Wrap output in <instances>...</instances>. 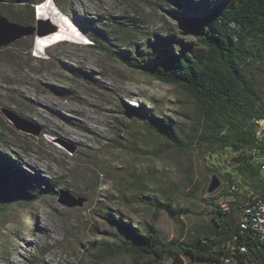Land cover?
<instances>
[{"label":"rangeland","instance_id":"374dc122","mask_svg":"<svg viewBox=\"0 0 264 264\" xmlns=\"http://www.w3.org/2000/svg\"><path fill=\"white\" fill-rule=\"evenodd\" d=\"M55 3L88 42L59 41L38 56L33 33L0 47V158L48 180L54 189L36 201L0 209V264L129 262L126 253H102L120 243L108 213L143 230L153 223L164 239H186L196 225L210 223L215 201L225 202L208 197L223 187L225 179L218 169L224 170L230 154L198 143L180 150L148 128L139 111L171 118L183 137L201 133L203 120L194 100L181 88L131 68L93 41L100 29L111 45L129 51L137 45L147 48L155 34H175L196 45V38L174 13L177 0ZM37 5L18 0L0 7V16L27 17L32 6L36 14ZM88 19L98 20L94 29ZM121 22L126 33L120 30ZM35 25L36 21L30 26ZM252 72L264 96V67L252 64ZM2 107L41 125L42 133L34 136L19 130ZM63 142L76 150L70 151ZM215 173L222 186L207 195ZM43 187L37 181L35 189ZM61 189L85 197V203L62 204ZM4 193L0 185V197ZM146 197L172 203L178 216L156 211L144 202ZM185 264L212 262L185 259Z\"/></svg>","mask_w":264,"mask_h":264},{"label":"trees","instance_id":"16d2710c","mask_svg":"<svg viewBox=\"0 0 264 264\" xmlns=\"http://www.w3.org/2000/svg\"><path fill=\"white\" fill-rule=\"evenodd\" d=\"M43 1L29 0L37 4ZM17 2L0 0V7ZM177 2L174 13L196 38V45L175 34H155L156 40L147 48L137 45L135 51H129L111 45L100 29L93 41L131 68L181 88L194 100L203 120L199 134L190 132L183 137L171 118L142 111L137 115L174 148L187 150L198 143L222 155L229 153L224 170L218 169L225 179L223 187L208 197L225 202L215 201L210 223L196 225L184 240L164 239L153 223L143 230L108 213L107 219L117 229L120 243L102 249V253L128 254L130 261L123 264H185V259L221 264L230 252V243L239 239L249 245L251 256L264 264V253L248 242L254 231H243L241 222L246 204L256 194L264 195V134L259 138L257 125L251 123L252 117L264 118V96L252 72V64L264 67V0ZM30 9L27 17L8 16L14 22L32 25L36 14L33 6ZM88 21L93 29L98 22ZM120 25L126 33V24ZM37 181L44 186L40 190L35 189ZM0 185L6 189L0 197V209L4 211L12 203H30L54 193L48 180H40L34 173L2 158ZM143 200L156 211L167 210L178 216L177 208L170 202L151 197Z\"/></svg>","mask_w":264,"mask_h":264},{"label":"water","instance_id":"95a60500","mask_svg":"<svg viewBox=\"0 0 264 264\" xmlns=\"http://www.w3.org/2000/svg\"><path fill=\"white\" fill-rule=\"evenodd\" d=\"M35 33L34 54L44 56L45 49L50 45L63 40L88 42L89 39L70 21V19L58 8L55 0H44L36 6V25H22L10 21L6 16H0V47L19 39L25 35ZM5 117L11 121L16 128L39 136L43 127L36 122L24 117L7 107L1 108ZM64 146L74 152L76 146L63 142ZM222 186V179L219 174L211 175L206 187V194L212 195ZM58 200L69 207L82 206L86 198L75 196L69 190L61 189Z\"/></svg>","mask_w":264,"mask_h":264},{"label":"built area","instance_id":"2783aa9c","mask_svg":"<svg viewBox=\"0 0 264 264\" xmlns=\"http://www.w3.org/2000/svg\"><path fill=\"white\" fill-rule=\"evenodd\" d=\"M251 123L257 125V135L264 134V118L252 117ZM243 231L252 229L253 236L248 240L264 253V195L256 194L253 200L246 204L244 216L241 219ZM230 252L223 258L221 264H263L253 258L249 245L236 239L229 245Z\"/></svg>","mask_w":264,"mask_h":264},{"label":"bare ground","instance_id":"6f19581e","mask_svg":"<svg viewBox=\"0 0 264 264\" xmlns=\"http://www.w3.org/2000/svg\"><path fill=\"white\" fill-rule=\"evenodd\" d=\"M52 44H50L49 46H51ZM66 132H68V130L67 129H65V133ZM70 132V131H69ZM70 134L72 135V134H75V133H72V132H70ZM75 137V136H74Z\"/></svg>","mask_w":264,"mask_h":264}]
</instances>
